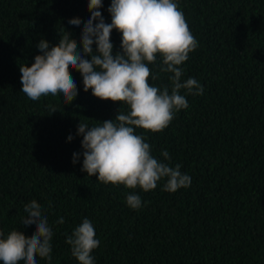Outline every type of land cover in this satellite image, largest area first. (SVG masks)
I'll return each instance as SVG.
<instances>
[{"label":"trees","instance_id":"trees-1","mask_svg":"<svg viewBox=\"0 0 264 264\" xmlns=\"http://www.w3.org/2000/svg\"><path fill=\"white\" fill-rule=\"evenodd\" d=\"M0 264H264V0H0Z\"/></svg>","mask_w":264,"mask_h":264}]
</instances>
